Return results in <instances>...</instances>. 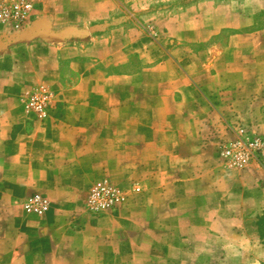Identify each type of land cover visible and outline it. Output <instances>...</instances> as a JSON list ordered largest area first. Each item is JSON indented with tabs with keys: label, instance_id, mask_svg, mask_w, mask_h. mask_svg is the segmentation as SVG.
Returning a JSON list of instances; mask_svg holds the SVG:
<instances>
[{
	"label": "crops",
	"instance_id": "1",
	"mask_svg": "<svg viewBox=\"0 0 264 264\" xmlns=\"http://www.w3.org/2000/svg\"><path fill=\"white\" fill-rule=\"evenodd\" d=\"M144 1L39 0L42 28L2 43L0 264H162L161 247L195 264L182 250L264 210V166L226 171L215 145L224 124L264 133V55L248 22L188 10L138 19ZM39 85L57 93L45 120L22 102ZM103 177L144 192L126 209L84 213ZM32 191L50 199L42 218L17 208Z\"/></svg>",
	"mask_w": 264,
	"mask_h": 264
},
{
	"label": "rangeland",
	"instance_id": "2",
	"mask_svg": "<svg viewBox=\"0 0 264 264\" xmlns=\"http://www.w3.org/2000/svg\"><path fill=\"white\" fill-rule=\"evenodd\" d=\"M39 1V0H35ZM244 4H240L242 0H159L153 4L149 3L148 1H144L142 6L138 8H133V11L136 13V18L138 19H165L168 16H176L181 15L185 11H189L191 17L195 19H205L207 22L208 19H241L242 23L248 22V25L244 27V30L248 33H252L255 36H252V40L255 41L257 44H260L258 47L259 52H263L261 54L264 55V0H245ZM147 2V3H146ZM62 5L60 4L59 7L54 6L53 10L55 12L62 10ZM121 19L125 18V14H118ZM41 17V16H40ZM126 17L128 20H133L131 17V13H127ZM44 19V18H43ZM135 20V19H134ZM239 21V20H238ZM41 21L38 22L37 28L29 33L37 31L38 29L42 28ZM84 26H76L74 28L82 29ZM150 31L156 33L157 28L153 27V25H149L148 28ZM233 28H226L219 34V38L226 37ZM2 34V32H0ZM0 34V49L2 48V43L11 44L19 39H13L12 41H7L6 37H2ZM49 88V87H48ZM34 87L26 88L25 91L22 93V102L24 103V108L26 112V102L29 96V93L33 91ZM50 89V88H49ZM51 91L55 92L53 89ZM56 93V92H55ZM27 113V112H26ZM29 114V113H27ZM245 122V121H244ZM246 124V123H245ZM230 125V124H228ZM227 125V126H228ZM236 125V124H235ZM251 128L250 124H246ZM225 124L224 127L218 131L220 135L215 137L216 147L217 143L223 137H226L229 133L226 129ZM252 129V128H251ZM253 130V129H252ZM255 131V130H253ZM258 132V131H256ZM261 133V132H258ZM264 135V133H261ZM217 152V148H216ZM223 168L226 171H229L227 167L220 161ZM257 164V163H254ZM252 164V165H254ZM259 165V164H258ZM262 166V165H261ZM264 166V165H263ZM233 171H244V170H233ZM231 172V171H230ZM107 178L112 184L116 185L117 187L127 190L130 192L131 197L129 203L121 208L126 209L129 205L137 200V198L144 192L143 185L138 182H132L128 186H123L114 183L108 177ZM95 181V180H94ZM90 185L86 196L84 197L81 208L84 213L94 215L95 217L105 213V212H117L119 210H103L100 212H91L87 209V199L91 191V187L94 183ZM135 186L140 187V190L137 191ZM32 193H42L48 198L49 205L45 212L42 214L29 212L25 207V200L26 198ZM50 206V199L46 193L40 191H32L25 195L22 198L21 203L17 204V208H19L22 215L26 217H43L48 212V208ZM264 215V210L254 216V220L248 222L245 225V222L241 225H236L240 228L241 231H233L232 233H226L223 229L216 230L214 236L212 237V244L210 247H204L203 249H184L183 255L191 256V252L197 255V259L195 264H264V239L260 236L258 222L259 219ZM20 217V216H19ZM245 228V229H242ZM158 253H152V255H159V251L162 252V256L167 257V261L162 264H188V263H181L177 261V253L175 249H165L158 248ZM141 255H147V251H142ZM195 256V255H194ZM192 257V256H191Z\"/></svg>",
	"mask_w": 264,
	"mask_h": 264
},
{
	"label": "built area",
	"instance_id": "3",
	"mask_svg": "<svg viewBox=\"0 0 264 264\" xmlns=\"http://www.w3.org/2000/svg\"><path fill=\"white\" fill-rule=\"evenodd\" d=\"M41 8L35 0H0V32L7 41L27 38L37 28ZM26 102V112L45 120L49 107L57 102V93L45 85L34 87ZM228 135L217 143V155L229 171L245 170L257 163L264 165V135L253 131L248 125L230 124ZM137 191L140 187L135 186ZM131 194L112 184L107 178L96 179L87 199L91 212L119 210L130 201ZM27 211L42 214L49 205L42 193H32L25 200Z\"/></svg>",
	"mask_w": 264,
	"mask_h": 264
},
{
	"label": "trees",
	"instance_id": "4",
	"mask_svg": "<svg viewBox=\"0 0 264 264\" xmlns=\"http://www.w3.org/2000/svg\"><path fill=\"white\" fill-rule=\"evenodd\" d=\"M260 236L264 239V215L259 219L258 222Z\"/></svg>",
	"mask_w": 264,
	"mask_h": 264
}]
</instances>
